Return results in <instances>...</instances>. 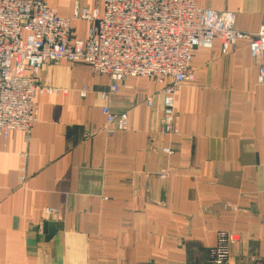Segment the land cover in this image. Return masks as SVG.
<instances>
[{
    "label": "crops",
    "instance_id": "1",
    "mask_svg": "<svg viewBox=\"0 0 264 264\" xmlns=\"http://www.w3.org/2000/svg\"><path fill=\"white\" fill-rule=\"evenodd\" d=\"M42 1L63 17L79 1L100 6ZM197 4L235 13V29L248 35L264 17V0ZM87 33L73 21L75 39ZM249 45L224 53L216 40L193 51L194 80L174 96V137L159 133L163 86L154 80L128 78L103 100L111 81L88 65L45 66L39 83L58 93L38 94L29 138L12 132L0 151V264H210L222 231L241 236L230 264H264V88ZM104 105L127 116L128 131L105 133ZM46 208L55 219L43 221Z\"/></svg>",
    "mask_w": 264,
    "mask_h": 264
},
{
    "label": "built area",
    "instance_id": "2",
    "mask_svg": "<svg viewBox=\"0 0 264 264\" xmlns=\"http://www.w3.org/2000/svg\"><path fill=\"white\" fill-rule=\"evenodd\" d=\"M76 20L89 25L85 40L73 37ZM242 39L250 41L251 57L262 60L257 83L264 88V21L260 32L249 37L236 31L232 12L202 8L197 0H100L91 11L76 6L72 17L42 0H0V151L12 132L29 138L38 123L36 96L58 93L39 84L46 64L84 63L95 75L108 77L111 85L101 94L103 100L128 78L154 80L163 86L162 126L173 136L179 133L175 89L194 80L193 51L212 48L218 40L225 52ZM91 92L84 87L80 95ZM147 105H153L152 99ZM102 114L108 136L128 131L125 114L113 113L108 105ZM24 173L21 168V184ZM240 241L237 233L219 232L210 264H230L231 249Z\"/></svg>",
    "mask_w": 264,
    "mask_h": 264
},
{
    "label": "rangeland",
    "instance_id": "3",
    "mask_svg": "<svg viewBox=\"0 0 264 264\" xmlns=\"http://www.w3.org/2000/svg\"><path fill=\"white\" fill-rule=\"evenodd\" d=\"M57 1H66V0H57ZM74 1H79V0H74ZM100 5V0H99V2H97V6H99ZM198 5V4H197ZM76 6H80L81 7V4H80V1H79V3H76V5H75V7ZM230 12V11H229ZM233 13V12H232ZM234 14V16H235V19H236V14L235 13H233ZM263 21H264V17H263V20H262V23H263ZM88 24V23H87ZM261 26H262V24H261ZM88 27H89V25H88ZM260 29H261V27H260ZM236 31H238V30H236ZM239 32V31H238ZM260 32V30L258 31V33ZM240 33H243V32H240ZM258 33H256V34H254V35H248V34H245V33H243V34H245V35H247V36H249V37H253V36H255V35H257ZM250 42V41H249ZM230 48V47H229ZM229 48L227 49V50H225V52L223 51V49H222V51L224 52V53H226L228 50H229ZM53 64H59V65H62V64H68V65H82V64H84V63H53ZM47 65H50V64H46L45 66H47ZM86 65V64H85ZM44 66V67H45ZM44 69V68H43ZM42 69V70H43ZM40 84V83H39ZM162 86V85H161ZM44 88H46V87H44ZM49 89H51V88H49ZM178 89V87H176V89H175V92H176V90ZM51 90H54V89H51ZM55 91H58V90H55ZM174 100H175V97H174ZM162 103H163V100H162ZM163 106V105H162ZM175 112H176V109H175ZM176 115H177V113H176ZM178 116V115H177ZM163 118V117H162ZM179 118V117H178ZM178 129H179V127H178ZM159 133H160V135H162V136H166V137H174V136H178L179 135V133L178 134H176V135H173V136H169L167 133H165V131H164V126H162V120H161V128H160V130H159ZM165 148L166 149H170L171 150V152H173V154H174V150L172 149V148H170V147H163L162 149H161V152L163 153V154H165L163 151L165 150ZM172 154V155H173ZM165 155H167V154H165ZM167 156H171V155H167ZM167 173V176L166 177H164V178H162L161 177V175L163 174V173ZM170 175H171V172H170V169H165V170H160V172H159V174H158V178L159 179H161V180H165V179H167L168 177H170ZM56 214H57V210H55V209H53V208H46L45 209V211H44V213H43V221H48L49 219H55V216H56ZM223 232V231H222Z\"/></svg>",
    "mask_w": 264,
    "mask_h": 264
}]
</instances>
